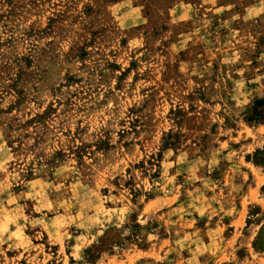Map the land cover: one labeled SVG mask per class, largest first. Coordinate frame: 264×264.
Returning a JSON list of instances; mask_svg holds the SVG:
<instances>
[{
	"label": "rangeland",
	"instance_id": "374dc122",
	"mask_svg": "<svg viewBox=\"0 0 264 264\" xmlns=\"http://www.w3.org/2000/svg\"><path fill=\"white\" fill-rule=\"evenodd\" d=\"M264 0H0V264H264Z\"/></svg>",
	"mask_w": 264,
	"mask_h": 264
},
{
	"label": "trees",
	"instance_id": "16d2710c",
	"mask_svg": "<svg viewBox=\"0 0 264 264\" xmlns=\"http://www.w3.org/2000/svg\"><path fill=\"white\" fill-rule=\"evenodd\" d=\"M259 103H260V104H262V103H264V101H263V100H261Z\"/></svg>",
	"mask_w": 264,
	"mask_h": 264
}]
</instances>
